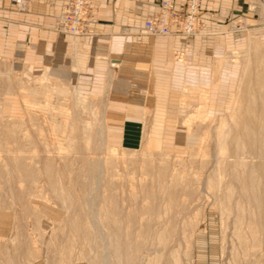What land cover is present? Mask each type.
Segmentation results:
<instances>
[{"label":"rangeland","instance_id":"374dc122","mask_svg":"<svg viewBox=\"0 0 264 264\" xmlns=\"http://www.w3.org/2000/svg\"><path fill=\"white\" fill-rule=\"evenodd\" d=\"M85 3L81 32L61 29L70 0L53 30L91 33ZM172 4L167 36L209 33L200 0ZM220 32L234 73L181 100L178 147L108 144L102 99L50 75L0 82V264H264V0L233 4Z\"/></svg>","mask_w":264,"mask_h":264},{"label":"crops","instance_id":"0c3cea01","mask_svg":"<svg viewBox=\"0 0 264 264\" xmlns=\"http://www.w3.org/2000/svg\"><path fill=\"white\" fill-rule=\"evenodd\" d=\"M66 1L31 0L18 10L10 0H0L3 86L12 75L38 82L50 75L102 99L103 133L110 145L132 149L146 133L167 148L186 141L178 119L185 112L181 100L199 89L208 92L202 84L217 75L225 82L234 73V65L224 59L231 35L220 30L239 0H200L214 16L206 21L209 33L194 37L144 33L143 22L157 11V0H88L92 32L59 33L53 25Z\"/></svg>","mask_w":264,"mask_h":264},{"label":"built area","instance_id":"2783aa9c","mask_svg":"<svg viewBox=\"0 0 264 264\" xmlns=\"http://www.w3.org/2000/svg\"><path fill=\"white\" fill-rule=\"evenodd\" d=\"M17 5L25 3L27 0H13ZM173 0H159V13L148 17L144 21V30L150 35L156 34H170L178 31L177 16L175 8L173 7ZM85 0H70L69 9L64 11L60 16L61 29L70 34H76L81 32L82 21L84 20L87 9ZM189 9H195L192 1L187 6ZM86 11V12H85ZM193 29L191 27L186 28L183 33H190Z\"/></svg>","mask_w":264,"mask_h":264},{"label":"bare ground","instance_id":"6f19581e","mask_svg":"<svg viewBox=\"0 0 264 264\" xmlns=\"http://www.w3.org/2000/svg\"><path fill=\"white\" fill-rule=\"evenodd\" d=\"M252 42H250V44H251ZM252 49H253V47H252ZM264 53V52H263ZM115 64V63H114ZM231 96V95H230ZM253 104V103H252ZM253 106V105H252ZM247 107V106H246ZM252 110V109H251ZM257 111V110H256ZM259 111V110H258ZM202 116H204V115H198V117H200L201 119H203V117ZM226 119V118H225ZM224 124H226V121H225V123ZM221 125H223V124H221ZM224 128V127H223ZM221 131V130H220ZM222 132H224V134L222 135V136H220V137H218L219 138V141H218V144H217V147L218 148H224L225 149V139H226V135H225V133H229L230 131H229V129L227 128V129H223V131ZM220 134H221V132H220ZM230 134V133H229ZM247 147V146H246ZM96 167V166H95ZM264 197V196H263ZM264 203V202H263ZM264 224V223H263ZM115 238V237H114ZM119 240V239H118ZM121 247V246H120ZM100 254V253H99ZM101 255V254H100ZM112 255V254H111ZM102 258V257H101ZM103 259V258H102ZM128 260V259H127ZM103 261H105V260H103ZM100 262H102V261H100ZM101 264V263H100Z\"/></svg>","mask_w":264,"mask_h":264}]
</instances>
